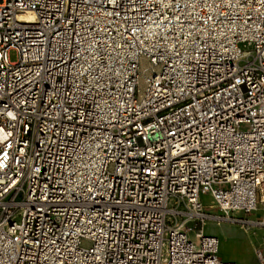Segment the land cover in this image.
I'll use <instances>...</instances> for the list:
<instances>
[{"label":"built area","instance_id":"built-area-1","mask_svg":"<svg viewBox=\"0 0 264 264\" xmlns=\"http://www.w3.org/2000/svg\"><path fill=\"white\" fill-rule=\"evenodd\" d=\"M216 211L264 229V0H0V264H237Z\"/></svg>","mask_w":264,"mask_h":264},{"label":"rangeland","instance_id":"rangeland-1","mask_svg":"<svg viewBox=\"0 0 264 264\" xmlns=\"http://www.w3.org/2000/svg\"><path fill=\"white\" fill-rule=\"evenodd\" d=\"M18 50L11 48L9 57L12 61L18 60ZM206 199H210L205 197ZM213 210H216L213 208ZM260 216V212L228 214L216 211L213 216L198 228L206 234L219 238V256L223 259L233 260L237 264H259L256 252L262 249V236L264 229L254 221ZM263 250V249H262Z\"/></svg>","mask_w":264,"mask_h":264},{"label":"bare ground","instance_id":"bare-ground-1","mask_svg":"<svg viewBox=\"0 0 264 264\" xmlns=\"http://www.w3.org/2000/svg\"><path fill=\"white\" fill-rule=\"evenodd\" d=\"M24 17L29 19V20L33 19V15L30 12H27L26 14H24Z\"/></svg>","mask_w":264,"mask_h":264},{"label":"crops","instance_id":"crops-1","mask_svg":"<svg viewBox=\"0 0 264 264\" xmlns=\"http://www.w3.org/2000/svg\"><path fill=\"white\" fill-rule=\"evenodd\" d=\"M205 197H208V194H206Z\"/></svg>","mask_w":264,"mask_h":264}]
</instances>
